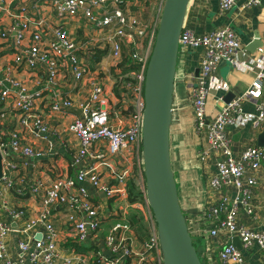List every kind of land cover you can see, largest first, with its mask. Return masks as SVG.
Masks as SVG:
<instances>
[{"label": "built area", "instance_id": "1", "mask_svg": "<svg viewBox=\"0 0 264 264\" xmlns=\"http://www.w3.org/2000/svg\"><path fill=\"white\" fill-rule=\"evenodd\" d=\"M154 1L156 4L159 2L161 9L164 0ZM237 1L217 0L218 11H230ZM37 2L53 15L55 23L49 27L37 9L34 12L28 7L10 8L4 4V0H0V13L10 16L13 22L10 28L0 31V38L7 40L13 56L12 64L1 71L0 104L7 105L17 114V127L8 134V141L0 131V264L161 263L156 225L145 191L142 190V200H128L131 180L140 178L144 189L141 160L142 84L156 27L154 30L153 23L144 24L131 15L122 0ZM260 2L246 0L242 8L259 7ZM76 19H82L86 25L93 27L97 35L105 34L103 41L109 48L112 60L120 62L125 56L131 64L139 65L138 72L132 73L134 84H127L133 111L125 118L110 102L102 80L89 79L87 96L79 105L80 116L67 127L68 132L76 137L78 145L71 154L74 175L57 177L49 185L36 181L30 186L29 192L39 198L41 209L37 217L29 220L22 230L16 229L21 235L16 243L18 254L15 259H10L7 257L5 238L12 232V227L2 218L9 213L15 222L24 217V211H9L4 194L16 190L18 195H22L24 188H16L14 174L17 165L9 160L7 150L25 159L48 156V153L22 140L23 133L38 137L48 131L44 115L37 106L44 93L51 96L49 114L63 115L74 108L71 99L60 95L59 86L70 78L73 88H77L88 74V65L78 56L80 47L62 23ZM25 34H28L27 39ZM144 44L148 45L146 55L141 52ZM199 48L198 73L189 92V100L193 110L194 132L204 135L207 141V147L198 154V159L203 163L211 157L214 174L206 184L207 204L197 214L184 216L187 230L193 241L201 239L208 247L210 242L218 241L223 234L231 240L237 238L245 248L256 244L264 253V231L240 226L236 220V210L240 206L247 214L251 213V190L258 185L256 174L264 165V147L248 146L236 156L231 139L234 130L248 126L258 131L264 127V47L262 45L254 53H249L228 25L196 35L183 24L179 51H196ZM221 64L252 74V81L245 91L228 103L217 99L218 108L208 113L207 105L212 93L228 90L227 84L217 76ZM36 71L44 75L43 89L28 90L17 75ZM247 99L255 102V114L243 110ZM5 119L6 112L1 111L0 120ZM88 188L93 193L91 198L88 197ZM100 195L105 197V201L100 199ZM109 202L114 203L113 210L107 209ZM117 203L119 207L124 203L125 207L120 209ZM124 208L141 211L145 217L147 236L139 246L131 243L126 236L133 234L138 224L126 218ZM56 209L66 216L62 223L65 232L61 240L56 232L58 221L52 216ZM109 219L118 221L101 237V226ZM59 243H70L67 248L71 249L70 254L61 257L57 252ZM83 245L95 247V250L92 253L78 251ZM216 252L219 264H244L240 250L230 242ZM213 253L210 249L204 257L209 259L214 256Z\"/></svg>", "mask_w": 264, "mask_h": 264}, {"label": "crops", "instance_id": "2", "mask_svg": "<svg viewBox=\"0 0 264 264\" xmlns=\"http://www.w3.org/2000/svg\"><path fill=\"white\" fill-rule=\"evenodd\" d=\"M37 1L4 0V4L10 8L28 7V9L30 8L34 12L37 9L40 13L39 15L44 17L49 27L51 23H55L53 15ZM122 1H125L128 12L139 18L142 23L154 24L156 22L155 18V21L142 20V15L146 16L147 14L150 18L151 15L156 16L157 4L154 0H143V7L139 4V0ZM245 2L246 0H238L233 9L226 13H220L217 7V0H190L184 20V27L196 35H202L212 32L216 28L228 25L234 30L242 45L247 46L253 40L254 35L257 34L264 47V0H261L259 7L249 9L242 8ZM13 10L18 12L16 9ZM39 15L37 16L39 17ZM81 22H83V25H81ZM12 23L10 16L0 13V31L10 28ZM62 23L80 47L78 56L88 65V74L77 88H73L70 78L61 82L59 86L60 95L71 99L74 103V108L67 110L63 115L49 114L48 106L51 102L49 93H44L42 99L38 100V110L44 115L48 131L38 137L25 133L21 137L24 142L32 145L35 149L48 153L47 157L25 159L7 150L9 160L17 165V171L14 174L16 188L19 186L24 188V194L22 195H18L16 190H10L4 194L5 205L9 211L16 209L24 211V217L15 222L12 221L9 213L6 214V217L2 218L5 223H8L12 227V232L5 238L7 257L10 259H15L18 254L16 243L21 235L16 229L22 230L29 220H34L37 217L41 209L39 198L29 192L30 186L36 181L49 185L57 177H73L74 175L71 168V154L76 151L78 145L76 137L68 132L67 127L74 118L80 116L79 105L87 96L89 79L100 78L102 80L106 93H108L111 100L110 102L116 104V108L121 111L123 116L125 112H127V115L130 114L133 107L132 99L129 96L130 90L127 88L126 83L122 82L127 78H133L126 62L129 59L124 56L120 62L113 60L112 63H109V60L112 58L108 46L103 41L105 34L97 35L93 29L84 24L82 19L66 20ZM25 38H28V34H25ZM78 38L84 39L85 42L78 43L76 40ZM24 42L27 43L28 41ZM92 47H95L94 53H92ZM142 48L144 55H146L148 45L144 44ZM199 58L200 51L197 50L180 49L178 52L172 101L173 121L169 130L171 166L180 207L184 216L197 214L202 210L205 204L202 190L203 187L206 190V184L214 174V163L211 157L203 163L198 159V154L207 147V141L204 135H197L194 132L193 110L189 100V92L194 86L198 73ZM12 61V51L9 48L7 40L4 41L0 38V78L2 69L7 65H11ZM108 65L111 67L110 69H108ZM217 76L227 84L228 90L219 91L215 94L212 93L208 100V113H213L218 108L216 104L217 99H221L224 102L227 98H234L245 91L252 81V74L233 69L227 64L219 66ZM17 77L23 81L28 90L43 89L44 75L41 71L33 73L22 72ZM114 90L119 91L118 96L114 93ZM262 100L264 103V92ZM254 105L255 102L247 99L244 101L243 110L255 114ZM1 111L6 112V119L0 120V131L4 134L5 141H8V134L17 127V114L12 112L7 105L3 104H0ZM176 115L178 121L174 122ZM262 131H264V127L262 130L255 131L248 126L234 130L231 133L234 154L238 156L248 146H257V137ZM256 180L258 185L251 190V213L247 214L243 210V207L240 206L236 210V220L240 226L251 230L264 231V165L257 172ZM88 195L89 198L93 195L89 188ZM99 197L102 201H105L102 195ZM109 203L107 209L113 210L114 203ZM117 204L119 207V203ZM123 207L125 205L121 203L119 208L122 209ZM123 212H126V218L129 221L132 223L137 222L138 224L137 230L133 226L135 232L126 236L131 243L139 246L147 236L148 226L145 217L141 211L131 208H124ZM52 216L54 220L58 221L56 232L57 234L59 233L58 238L61 240L63 232H65L62 230V223L65 222L66 216L62 212H58L57 209L52 212ZM116 221L118 220L109 219L103 223L100 236L102 237L107 234ZM236 240L239 242L238 239ZM195 242L199 245V253L202 257H204L205 252L210 249L213 250L214 256L209 259L204 258L205 264H214L217 249L227 242L232 243V240L221 234L218 237V241L210 242L209 247L201 239H196ZM68 245L71 244H58L57 252L61 257L70 254L71 249H67ZM239 246V250L244 258V264H264V253L256 244L245 248L239 242ZM93 250H95V247L94 249L91 247L85 252L92 253ZM121 258L125 260L124 257ZM216 264L219 263L216 261Z\"/></svg>", "mask_w": 264, "mask_h": 264}, {"label": "water", "instance_id": "3", "mask_svg": "<svg viewBox=\"0 0 264 264\" xmlns=\"http://www.w3.org/2000/svg\"><path fill=\"white\" fill-rule=\"evenodd\" d=\"M189 2L164 0L142 84L141 160L144 191L156 225L162 264H202L180 207L169 143L179 38ZM262 45L255 34L246 50L254 53ZM197 51H201V48ZM230 100L227 98L224 102ZM257 147H264V131L257 137ZM236 239L232 240V244L239 249Z\"/></svg>", "mask_w": 264, "mask_h": 264}, {"label": "trees", "instance_id": "4", "mask_svg": "<svg viewBox=\"0 0 264 264\" xmlns=\"http://www.w3.org/2000/svg\"><path fill=\"white\" fill-rule=\"evenodd\" d=\"M126 62H127V66L129 67V71L131 72V73H133V72H138V70H139V65H137V64H131V62L129 61V60H126ZM129 64V65H128ZM122 82H124V83H126V85L127 84H129L130 83V85H133L134 84V79L133 78H127V79H125V80H123ZM123 83V84H124ZM125 85V86H126ZM118 92L119 91H117V90H114V93L118 96ZM129 96L131 97V93L129 94ZM131 109V108H130ZM133 111V107H132V109H131V112ZM137 186H136V182L134 181V180H131L130 182H129V184H128V200L130 201V202H135V201H140V200H142L143 199V194H142V192H140L139 190H137V188H136ZM194 242V241H193ZM193 245H194V243H193ZM195 246V245H194ZM84 247V248H83ZM89 248H91L90 246H88V245H83V246H81L79 249H78V251H80V252H84V251H86L87 249H89ZM195 248H196V251H197V254H198V256H199V258H200V261H201V263L202 264H205V258L204 257H202L201 255H200V253L198 252V249H197V247L195 246Z\"/></svg>", "mask_w": 264, "mask_h": 264}, {"label": "rangeland", "instance_id": "5", "mask_svg": "<svg viewBox=\"0 0 264 264\" xmlns=\"http://www.w3.org/2000/svg\"><path fill=\"white\" fill-rule=\"evenodd\" d=\"M160 1V0H159ZM139 4H141L142 5V7H143V0H139ZM160 11H161V9L159 8V2H157V8H156V16L154 15V16H152L151 15V18L150 17H148V15L146 14V16H144V15H142V20H145V21H149V20H151V21H155L156 20V22L153 24V27H154V30H155V27L157 28V26H158V22H159V16H160ZM154 18H155V20H154ZM84 24H85V22H84ZM81 25H83V22H81ZM90 29H93V27H91V26H88ZM94 30V29H93ZM77 40V42L78 43H84L85 41H84V39H82V38H78V39H76ZM96 47V46H95ZM95 47H92V53H94V48ZM109 49V48H108ZM140 52V51H139ZM141 52H142V54H143V52H144V50H143V48H141ZM149 52H150V50H149ZM149 52H148V54H149ZM113 62V60L111 59V60H109V63H112ZM111 67L108 65V69H110ZM133 103V102H132ZM113 106H115V108H116V105L113 103ZM127 112H125V118L129 115H127ZM178 121V117H177V115L175 116V119H174V122H177ZM136 177V176H135ZM137 178V177H136ZM135 178V182H136V188H137V190H139L140 192H142V190H144L143 189V184H142V180L139 178V180L138 179H136ZM178 185V184H177ZM202 194H203V200H204V202L207 204V193H206V190H205V187H203V190H202ZM200 195H201V191H200ZM179 196H180V188H179ZM201 197H202V195H201ZM194 245L197 247V249H198V252H199V245L197 244V242H195V240H194Z\"/></svg>", "mask_w": 264, "mask_h": 264}, {"label": "bare ground", "instance_id": "6", "mask_svg": "<svg viewBox=\"0 0 264 264\" xmlns=\"http://www.w3.org/2000/svg\"><path fill=\"white\" fill-rule=\"evenodd\" d=\"M172 120H173V118H172Z\"/></svg>", "mask_w": 264, "mask_h": 264}]
</instances>
